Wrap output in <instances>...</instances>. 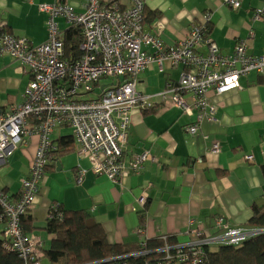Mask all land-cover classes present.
Wrapping results in <instances>:
<instances>
[{
    "label": "crops",
    "instance_id": "0c3cea01",
    "mask_svg": "<svg viewBox=\"0 0 264 264\" xmlns=\"http://www.w3.org/2000/svg\"><path fill=\"white\" fill-rule=\"evenodd\" d=\"M144 1V31L167 49L186 39L192 27L200 26L206 28L208 39L217 44L222 55L233 54L241 41L247 42L250 55H264V16L253 20L262 0H243L237 10L223 0ZM102 2H119L122 9L130 6L129 0ZM55 3L69 4L79 13L88 6V0H0V25L5 22L14 35L25 37L32 46L41 45L48 40L49 16L40 8ZM57 20L65 37L76 31L64 18ZM144 51L155 52L151 46ZM200 51L206 54L207 45ZM183 70V66L171 69L167 65L161 72L154 64L137 76V91L144 100L131 113L123 160L128 165L134 156L149 152L156 161H147L141 172L131 170L118 182L97 175L91 170V161L77 150L73 130L64 126L54 131V152L62 151L58 148L62 138L72 137L74 147L51 154L29 213L35 228L32 234L43 248H48L51 237L42 228L56 204L65 210L88 212L102 225L111 243L128 247L172 234L186 242L192 221L212 227L218 216L244 226L253 215L252 206L264 205V76L252 71L241 77L239 89L220 96L209 92L208 112L214 110V120L208 115L199 122L198 110L186 115L174 102L182 95L176 83ZM32 78L28 66L0 54V115L24 104ZM168 82L174 84L173 90L164 97ZM100 86H105L103 81ZM186 100L193 106L191 98L186 96ZM197 123V133L190 134L187 127ZM39 141L38 135L27 137L6 163L0 161V188L14 199L21 180L29 174ZM216 143L219 153L211 151ZM252 155L253 161L248 160ZM80 169L87 173L78 183ZM142 197H146L144 203ZM3 227L0 224V230Z\"/></svg>",
    "mask_w": 264,
    "mask_h": 264
},
{
    "label": "built area",
    "instance_id": "2783aa9c",
    "mask_svg": "<svg viewBox=\"0 0 264 264\" xmlns=\"http://www.w3.org/2000/svg\"><path fill=\"white\" fill-rule=\"evenodd\" d=\"M129 1L130 6L122 9L119 2L106 5L102 0H88L83 13L69 4L43 5L41 11L49 16L48 40L38 46H32L25 37L0 35V54L28 66L33 77L26 88L24 104L0 115V161L6 163L27 137L38 135L40 139L29 174L20 182L18 197L12 198L0 188V224H4L1 233L7 240L6 246L15 251L24 264H44L46 259L42 243L24 232L22 219L34 208L50 154L56 149L52 142L56 129L71 128L77 150L91 161V170L118 182L131 170L137 173L144 170L147 161H156L147 151L134 156L128 165L123 160L131 113L144 100L137 91L140 73L154 64L161 72L167 70V65L171 69L183 66L176 83L182 95L174 102L186 115H192L193 109L198 110L199 122L208 115L211 121L214 120V110L208 112L209 92L220 96L239 89L241 77L252 71L264 76V55H250L246 41L239 42L233 54L222 55L217 44L208 39L204 27H192L186 39L175 47L165 48L144 31L145 1ZM223 1L235 10L243 3V0ZM262 1L263 6L254 11V21L264 16ZM59 17L69 26L81 30V55L76 60L65 59V34L58 23ZM253 36L252 32L250 37ZM205 45L208 47L206 54L200 51ZM148 46L155 50L153 54L144 51ZM121 78L125 81L117 87L105 88L99 100L81 99L82 94L99 88L103 79ZM173 85L168 82L162 96L171 92ZM186 96L192 99L193 106L187 103ZM198 129L199 123L187 127L193 135ZM211 151L219 153L220 145L214 144ZM247 159L253 161V155ZM86 173L85 169L78 171V183ZM140 201L144 203L146 197ZM192 224L185 233L188 241L174 249H190L194 253L198 249L202 254L204 247L240 246L264 232V228L232 225L221 216L214 221L213 227L217 231L214 233L206 226L196 225L193 221ZM147 241L140 243L137 253L122 258L154 253L155 250L148 249ZM169 247L163 251L170 252ZM122 258L92 264H120ZM190 258L187 252L179 255L174 264H183L187 260L190 264H198L199 257Z\"/></svg>",
    "mask_w": 264,
    "mask_h": 264
},
{
    "label": "trees",
    "instance_id": "16d2710c",
    "mask_svg": "<svg viewBox=\"0 0 264 264\" xmlns=\"http://www.w3.org/2000/svg\"><path fill=\"white\" fill-rule=\"evenodd\" d=\"M4 34L14 35L5 22L2 23V26L0 25V35ZM70 34V36L64 38L65 59L68 61L76 60L81 55V30L77 28L76 31ZM73 38L78 39L73 41ZM66 50L68 55H66ZM69 57L72 58L70 59ZM123 82L119 80L117 84L105 85L104 87L99 85V88L94 89L93 92L82 94L81 99L86 101L99 100L106 89L117 87ZM59 145L58 148H61L62 151L54 152L53 150L51 154H62L73 150L74 141L72 137L62 138ZM252 212L253 215L245 226L264 228V205L258 206L254 204ZM225 219L227 220V218ZM141 222H144V217L141 218ZM22 224L24 232L34 237L32 233L35 228L31 225L29 214L22 219ZM206 228L212 233L217 232L213 226ZM42 229L51 237L50 246L47 249L42 248L46 260L50 264H92L117 257L122 258L128 254L133 255L140 250L141 242L136 247L111 243L102 225L95 221L88 212L65 210L59 204L51 208L49 217ZM141 229H144L143 225ZM183 243L185 241H182L180 235L173 234L165 235V239L163 236L156 239H148V249L155 250L154 253L142 257L122 258L119 263L174 264L179 255H185L189 252L191 260L199 257L198 264H264V232L246 240L240 246L204 247L202 254L198 249L197 253L190 249H174L175 246ZM6 244L7 240L3 238L0 230V264H24L19 255L15 251L10 250ZM167 246H170V252L163 251ZM183 264H190V261L187 260Z\"/></svg>",
    "mask_w": 264,
    "mask_h": 264
},
{
    "label": "rangeland",
    "instance_id": "374dc122",
    "mask_svg": "<svg viewBox=\"0 0 264 264\" xmlns=\"http://www.w3.org/2000/svg\"><path fill=\"white\" fill-rule=\"evenodd\" d=\"M111 80H114V79H103L102 81L104 82V85H110V84H112ZM213 225H214V223H213ZM49 246H50V243H47V247H49ZM44 264H50V263L45 259Z\"/></svg>",
    "mask_w": 264,
    "mask_h": 264
}]
</instances>
